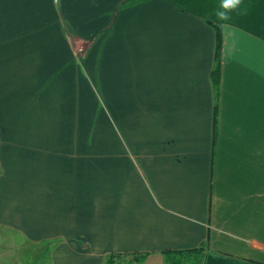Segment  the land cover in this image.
<instances>
[{
    "label": "crops",
    "instance_id": "crops-1",
    "mask_svg": "<svg viewBox=\"0 0 264 264\" xmlns=\"http://www.w3.org/2000/svg\"><path fill=\"white\" fill-rule=\"evenodd\" d=\"M221 4L0 0V264H264V0Z\"/></svg>",
    "mask_w": 264,
    "mask_h": 264
},
{
    "label": "trees",
    "instance_id": "trees-1",
    "mask_svg": "<svg viewBox=\"0 0 264 264\" xmlns=\"http://www.w3.org/2000/svg\"><path fill=\"white\" fill-rule=\"evenodd\" d=\"M220 44V36L217 35V48ZM213 85L216 89L218 78V65L212 70ZM206 245L201 244L191 249L168 250L162 253L163 264H201ZM146 253H112L107 255L103 264H142ZM127 257V258H126Z\"/></svg>",
    "mask_w": 264,
    "mask_h": 264
},
{
    "label": "rangeland",
    "instance_id": "rangeland-1",
    "mask_svg": "<svg viewBox=\"0 0 264 264\" xmlns=\"http://www.w3.org/2000/svg\"><path fill=\"white\" fill-rule=\"evenodd\" d=\"M101 99V106L105 104L104 99L100 96ZM99 99V100H100ZM114 150V143L110 141V145H103V144H96L92 141L91 145V155H105V153L110 150ZM15 238L18 239H13V241H10V245H6V247H10L15 252L17 257H19L20 260L27 264H50L49 257L47 254H43L41 256L35 257L32 255L31 250L35 248V244L32 243L31 241H25L22 238L17 237L16 234H14ZM6 243L8 241L6 240ZM127 258V257H126ZM143 264V263H142Z\"/></svg>",
    "mask_w": 264,
    "mask_h": 264
},
{
    "label": "clouds",
    "instance_id": "clouds-1",
    "mask_svg": "<svg viewBox=\"0 0 264 264\" xmlns=\"http://www.w3.org/2000/svg\"><path fill=\"white\" fill-rule=\"evenodd\" d=\"M241 0H222L221 11L216 13L219 20H227L228 12L239 6Z\"/></svg>",
    "mask_w": 264,
    "mask_h": 264
}]
</instances>
